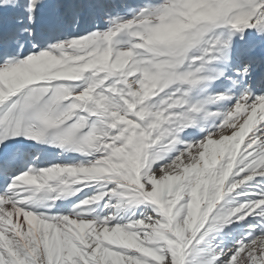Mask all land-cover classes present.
I'll return each instance as SVG.
<instances>
[{"label":"snow or ice","instance_id":"6c2138e0","mask_svg":"<svg viewBox=\"0 0 264 264\" xmlns=\"http://www.w3.org/2000/svg\"><path fill=\"white\" fill-rule=\"evenodd\" d=\"M0 264H264V0H0Z\"/></svg>","mask_w":264,"mask_h":264}]
</instances>
